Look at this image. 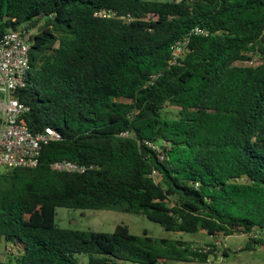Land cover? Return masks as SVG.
I'll return each mask as SVG.
<instances>
[{
	"label": "trees",
	"instance_id": "1",
	"mask_svg": "<svg viewBox=\"0 0 264 264\" xmlns=\"http://www.w3.org/2000/svg\"><path fill=\"white\" fill-rule=\"evenodd\" d=\"M17 27L25 121L61 137L0 170V264L207 262L216 242L184 232L264 230V0H0V35ZM56 206L142 213L170 235L61 227Z\"/></svg>",
	"mask_w": 264,
	"mask_h": 264
},
{
	"label": "built area",
	"instance_id": "2",
	"mask_svg": "<svg viewBox=\"0 0 264 264\" xmlns=\"http://www.w3.org/2000/svg\"><path fill=\"white\" fill-rule=\"evenodd\" d=\"M94 13L98 16L115 14L113 10L106 8H99ZM189 32L204 35L208 31L204 27L194 25ZM188 39L186 36L173 41L170 62L177 61L183 55ZM29 50V32L22 27L8 29L0 35V170L36 165L42 145L61 137V133L51 125L32 131L25 121L28 106L18 98L15 91L25 85ZM245 62L255 63L253 59H247ZM50 166L59 171L85 169V165L68 159L54 160ZM247 234L252 235L253 232ZM214 241L218 243L220 240ZM194 246L202 250L208 248L204 244Z\"/></svg>",
	"mask_w": 264,
	"mask_h": 264
},
{
	"label": "rangeland",
	"instance_id": "3",
	"mask_svg": "<svg viewBox=\"0 0 264 264\" xmlns=\"http://www.w3.org/2000/svg\"><path fill=\"white\" fill-rule=\"evenodd\" d=\"M167 109H173L174 106L167 105ZM55 222L65 228L73 229H95L111 232L116 224L124 223L129 230L134 233H142L146 231L153 236L170 235L169 231L163 229L159 223L148 219L142 213H134L122 211L112 208H79L68 206H56L54 210ZM256 236L263 238L261 242H253L249 246V234L243 232H233L219 238L217 246V254L210 253L209 260L203 262L200 260H178L170 259L165 264H264V230L258 233L254 231ZM183 237L186 239L195 240L196 243L204 244L206 241H212L210 235L202 230L198 232H184ZM204 238L206 241H202ZM226 249L224 257L220 256L218 249Z\"/></svg>",
	"mask_w": 264,
	"mask_h": 264
},
{
	"label": "crops",
	"instance_id": "4",
	"mask_svg": "<svg viewBox=\"0 0 264 264\" xmlns=\"http://www.w3.org/2000/svg\"><path fill=\"white\" fill-rule=\"evenodd\" d=\"M195 240H198V239L196 238ZM201 240H202V241H206L204 238H202ZM217 246H218V245H217ZM218 250H219V252H220V256H221V257H224L225 254H226V249H224V250L222 249V250H221V249L219 248Z\"/></svg>",
	"mask_w": 264,
	"mask_h": 264
},
{
	"label": "water",
	"instance_id": "5",
	"mask_svg": "<svg viewBox=\"0 0 264 264\" xmlns=\"http://www.w3.org/2000/svg\"><path fill=\"white\" fill-rule=\"evenodd\" d=\"M176 1H178V0H176ZM163 227V226H162ZM164 228V227H163Z\"/></svg>",
	"mask_w": 264,
	"mask_h": 264
}]
</instances>
